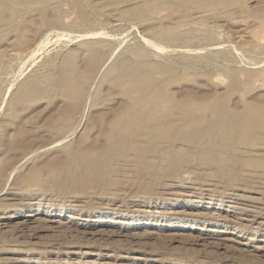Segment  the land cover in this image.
Listing matches in <instances>:
<instances>
[{"label": "rangeland", "instance_id": "rangeland-1", "mask_svg": "<svg viewBox=\"0 0 264 264\" xmlns=\"http://www.w3.org/2000/svg\"><path fill=\"white\" fill-rule=\"evenodd\" d=\"M137 1L140 6L143 0ZM1 2L0 203L13 198L0 213V264H264V176L255 179V170L241 169L233 182L257 201L255 213L241 211L222 192L225 182L209 192L207 178L193 172L177 180L178 187L156 186L152 193L129 173L119 197L97 192L92 199L79 197L84 203L56 189L15 196L29 188L51 191L56 161L97 139L94 116L106 100L121 97L120 62L132 67L131 75H149L143 82L164 84L176 99L223 97L238 109L248 100L264 105V0H217L201 9L160 5L155 12L141 6L132 13L134 0ZM195 10L214 14L197 20ZM57 12L59 26H46ZM66 85L83 86L85 97L71 128L50 135L46 124L72 104ZM34 169L40 180L20 181Z\"/></svg>", "mask_w": 264, "mask_h": 264}, {"label": "bare ground", "instance_id": "bare-ground-1", "mask_svg": "<svg viewBox=\"0 0 264 264\" xmlns=\"http://www.w3.org/2000/svg\"><path fill=\"white\" fill-rule=\"evenodd\" d=\"M134 1H136V5L129 13L141 6L155 12L160 9V5L176 4L179 7H184L188 3L201 9L202 6L214 4L217 0H143L140 6L137 0ZM10 4L12 3L10 2ZM4 7L1 2L0 12L4 10ZM52 10L58 11V8L52 6ZM195 11L197 20L208 21L213 16L211 15L212 12H206L207 10ZM134 15H137L136 11H134ZM15 18L14 20H17ZM260 20L264 21V9L260 11ZM44 21V24L50 27L60 24V12H57V16H54L53 19H45ZM3 24L0 25V31L4 30L5 26ZM41 32L39 31V33ZM22 41L24 42V40ZM36 48L38 47L36 46ZM33 53L35 54V52ZM120 66L122 73L117 75V85L120 87L121 97L106 100L100 107L99 113L97 112L98 115L94 116L92 125L94 128H98L99 134L93 144L91 143L90 147L80 144L74 150H67L61 161H56L58 163L51 167L53 174L51 191L39 187L31 190L27 187L28 190L15 196L22 199L40 197L46 195L45 192L52 193L53 189H56L58 193H66L65 195L68 194L67 192L74 193L69 198L76 202H83L78 200L79 197L83 196L90 199L92 193L98 194L97 192L106 197L114 198L120 196L125 185L129 182V173H135L143 182L145 181L149 191L146 192L150 193L152 190H156V186H165L164 188L172 186L170 183L178 187L175 182L182 180L185 176L187 177V174L191 178L190 173L193 172L199 180L207 178L209 184L206 186L209 192L219 191L222 187H220V183L225 182L228 186L221 188L223 189L222 192H226L231 200L236 202L241 211H253L255 213L257 211V207H255L257 201L255 202L254 198L245 195V191L239 187L240 190L236 186L234 187L233 182L239 179L241 169L255 170L251 171L253 174L255 173L254 176L252 175L255 179L264 176V105L248 100V104L245 103V108L238 109L229 107L227 99L224 100L223 97H220L221 100L218 99V102L204 103L203 101H194L181 96L182 99H176L170 96L169 88L164 84H152L151 81L149 83L143 82L149 77L143 71V74L146 75L145 78L142 75H131L132 67L124 62H120ZM147 72H150L148 67ZM69 79H71V75H69ZM70 82L71 80L67 82V85ZM36 84L37 82L33 81L30 89H35ZM67 85L66 89L74 93L73 98L70 100L72 104L68 111L61 113L53 122L46 124L47 133L50 135L69 130L82 106L85 97L83 86L74 89L67 87ZM65 93L69 94L70 92ZM195 104L197 108L193 109ZM207 114H211L212 119H207ZM253 130L259 131L260 134L253 133ZM259 168L263 169L260 171ZM37 169L31 170L32 172L28 176L26 174L27 177L24 176L26 178L21 177V179H24H20V181L27 184L29 181L40 180L39 174L41 172ZM259 172H262V174H258ZM212 177L215 178H213L215 181L208 179ZM216 178H219V181ZM93 190L96 192H93ZM20 191L18 192L20 193ZM70 194L67 196H70ZM60 195L62 196V194ZM223 195L225 196V194ZM150 197L148 198L150 199ZM8 199L5 197L1 201L0 213L8 207Z\"/></svg>", "mask_w": 264, "mask_h": 264}]
</instances>
